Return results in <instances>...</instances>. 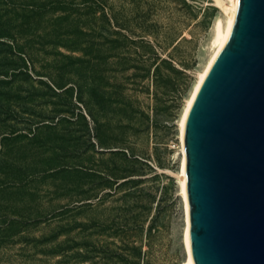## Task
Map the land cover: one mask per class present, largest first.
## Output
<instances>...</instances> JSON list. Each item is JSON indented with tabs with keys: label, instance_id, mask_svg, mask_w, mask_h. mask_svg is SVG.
I'll return each mask as SVG.
<instances>
[{
	"label": "rangeland",
	"instance_id": "374dc122",
	"mask_svg": "<svg viewBox=\"0 0 264 264\" xmlns=\"http://www.w3.org/2000/svg\"><path fill=\"white\" fill-rule=\"evenodd\" d=\"M73 2L88 31L82 50L70 48L72 36L59 42L48 19L18 38L24 76L12 123L33 131L26 116L56 106L70 119L26 162L15 153L21 187L0 175V229L21 224L0 236V264H186L179 120L225 8L217 0ZM138 41L150 48L135 61ZM119 43L128 47L110 48ZM122 52L131 58L124 72Z\"/></svg>",
	"mask_w": 264,
	"mask_h": 264
},
{
	"label": "water",
	"instance_id": "95a60500",
	"mask_svg": "<svg viewBox=\"0 0 264 264\" xmlns=\"http://www.w3.org/2000/svg\"><path fill=\"white\" fill-rule=\"evenodd\" d=\"M183 148L194 264H264V0L237 1Z\"/></svg>",
	"mask_w": 264,
	"mask_h": 264
},
{
	"label": "trees",
	"instance_id": "16d2710c",
	"mask_svg": "<svg viewBox=\"0 0 264 264\" xmlns=\"http://www.w3.org/2000/svg\"><path fill=\"white\" fill-rule=\"evenodd\" d=\"M71 1L0 0V175H2V180L8 184L21 185L14 178L15 173H12L20 165L18 164V156L15 153L21 152L23 160L26 162L28 154L30 157H34L35 148L43 146L41 144L42 140L43 142L46 141V137L51 134L50 131H54L61 121L70 119V116L65 115L63 109L56 106L49 113L29 114L26 116L29 118L27 120L34 126L33 131L31 128L29 131L18 129L16 127L17 122L12 123L13 119L10 113H14L15 110L12 109V103L19 100V96H17L19 84L17 83L22 80L21 76H24L23 69L16 63L17 57L23 53L22 47L17 43L18 38L27 31H36L39 24L43 20L48 19L52 26L51 33L59 39V42L68 39H62L64 37L72 36L74 39L70 48L82 50L80 49L83 48L81 37L87 35L88 31L80 28V25L84 24L82 13L72 9L74 0ZM90 9L91 12L87 14L96 16L94 9L92 7ZM102 17L109 21L104 11H102ZM133 45L136 46L137 50L135 51L136 57L133 59L135 61L142 59L146 55L145 50L150 48V44L145 41L134 42ZM115 46L110 48H121L124 50L128 47L126 43H119ZM63 56L68 60L72 58L67 55ZM108 57L110 56H106V58ZM117 58L118 64L122 66L121 70L124 72L127 70L124 66L131 58L126 57L125 52L117 55ZM77 60L80 63L83 62L82 58H77ZM161 62L164 61L162 60ZM160 64L158 63L155 66L154 72L158 73L160 71ZM122 86H124V83L120 81L118 87L122 88ZM107 94V92L104 93L103 101H107ZM38 129H44L48 132H37L36 130ZM43 135L45 136L43 137ZM53 160L54 158L51 157L47 159L48 162ZM18 232H21V224L18 221H9L4 225L3 229H0V233H2L0 236L10 238Z\"/></svg>",
	"mask_w": 264,
	"mask_h": 264
},
{
	"label": "bare ground",
	"instance_id": "6f19581e",
	"mask_svg": "<svg viewBox=\"0 0 264 264\" xmlns=\"http://www.w3.org/2000/svg\"><path fill=\"white\" fill-rule=\"evenodd\" d=\"M218 3L221 6H224L225 8V18L224 20H218L215 26L214 34L212 37L211 44L213 46V51L202 68V70L198 73L197 79L192 85V88L189 92L188 97L186 98L181 118L179 120V131H180V141H181V154H182V160H181V166H180V172L178 174V180L180 185V194L182 196L183 202H184V209H185V231H184V243L186 247L187 252V262L186 264H194L193 257L190 250V240H189V218H188V206H187V200L185 195V155H184V148H183V139H184V132H185V126H186V120L189 114V111L193 105V102L195 100V97L208 73L210 70L213 62L215 61L216 57L218 56L219 52L221 51L223 45L225 44L229 33L231 31L235 14H236V8H237V1L238 0H217ZM222 8V7H220ZM215 25V23H214ZM212 31V30H211ZM211 48V47H210Z\"/></svg>",
	"mask_w": 264,
	"mask_h": 264
}]
</instances>
